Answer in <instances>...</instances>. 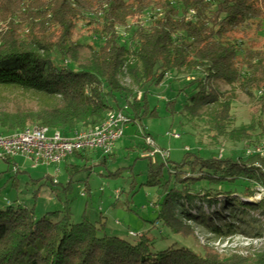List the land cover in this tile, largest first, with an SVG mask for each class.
<instances>
[{"label": "trees", "instance_id": "16d2710c", "mask_svg": "<svg viewBox=\"0 0 264 264\" xmlns=\"http://www.w3.org/2000/svg\"><path fill=\"white\" fill-rule=\"evenodd\" d=\"M255 21H264V0H0V97L4 91L13 97L0 102V135L47 127L71 136L101 123L111 110L134 122L149 109L145 90L177 72L199 74L184 89L194 88L184 116L194 122L203 108L215 106L208 116L214 139L248 149L264 139V44H243ZM81 22L100 46L76 38ZM216 82L231 89L221 91ZM238 91L253 101L250 124L241 128L232 114ZM19 96L34 103L13 100ZM113 156H103V163ZM74 157L88 159L86 153ZM158 165L150 157V180L158 179ZM172 168L176 182L160 218L175 234L193 236L191 223L229 237L241 224L251 227L231 211L227 223L216 222L222 203L234 199L254 221L253 214L264 217V198L255 200L257 188H264V156L186 153ZM103 226L87 217L73 223L68 205L42 218L21 204L0 208V264H264V252L225 255L209 246L204 253L176 246L154 252L144 240L106 235ZM253 229L250 235L264 237L262 228Z\"/></svg>", "mask_w": 264, "mask_h": 264}, {"label": "rangeland", "instance_id": "374dc122", "mask_svg": "<svg viewBox=\"0 0 264 264\" xmlns=\"http://www.w3.org/2000/svg\"><path fill=\"white\" fill-rule=\"evenodd\" d=\"M120 32L125 34L124 29ZM245 33L244 48L260 49L264 44V21L250 23ZM76 38L83 43L97 46L102 44L82 22L78 25ZM197 78L199 74L175 72L166 77L161 85L149 86L145 90L149 104L147 114L126 124L124 136L119 140L114 156L108 158L107 163H103L100 151L86 153L88 159L71 158L70 166L63 167L64 171L58 175L55 183L43 166L32 168L20 163L19 172H15L14 163L0 160V208L21 204L32 209L37 218H42L48 213L62 211L68 205L73 223L83 221L84 217L95 225L100 226L102 222L106 235L117 236L131 243L144 240L154 252L172 246L189 247L199 253H204V246H209L225 255L237 253L246 256L249 253L264 252V237L258 239L250 235L253 228L264 230V217L260 219L259 215L253 214L257 224L250 215H245L244 209L247 206L237 199L232 200L229 206L223 202L219 211L213 215L221 225L227 219V211H231V217L236 220L247 218V224L251 227L241 224L238 233L230 237L217 235L205 226L191 223L195 229L194 235L184 238L175 234L160 218L166 195L176 182V170L172 165L181 163L186 153L209 159L238 157L247 150L244 143L214 139L215 133L208 116L215 106L203 108L201 117L194 122L184 116L187 96L194 88L184 89L188 82ZM122 81L132 88L130 78L124 77ZM215 87L221 91L231 89L224 82H216ZM3 93L7 96L0 97V102L13 98L7 91ZM237 93L232 114L234 127L241 128L250 124L253 101L240 91ZM13 100L34 103L33 99L22 96ZM154 110L155 114L151 115L150 111ZM146 134L152 137L157 147L170 153V168L160 167L165 164L161 157H157V160L153 158L159 164L154 169L159 172L158 179L155 180H150L149 177L151 148L146 142ZM175 134L180 138H174ZM263 140L254 139L253 144ZM201 216L204 223L211 222L208 215Z\"/></svg>", "mask_w": 264, "mask_h": 264}, {"label": "built area", "instance_id": "2783aa9c", "mask_svg": "<svg viewBox=\"0 0 264 264\" xmlns=\"http://www.w3.org/2000/svg\"><path fill=\"white\" fill-rule=\"evenodd\" d=\"M130 122L124 111L111 110L99 124L83 130H77L71 136L60 131H51L47 127H28L9 135H0V160L23 159L32 168L41 166H59L77 153L100 151L109 156L120 139L124 136L126 124ZM151 148V157H161L166 163L170 159L167 150L157 147L150 136L144 135ZM174 138L180 136L175 134ZM248 155L264 156V140L247 149ZM13 171H19L18 164H13ZM59 171L54 174L57 183ZM264 198V188L258 187L255 200ZM131 236L137 235L130 233Z\"/></svg>", "mask_w": 264, "mask_h": 264}, {"label": "crops", "instance_id": "0c3cea01", "mask_svg": "<svg viewBox=\"0 0 264 264\" xmlns=\"http://www.w3.org/2000/svg\"><path fill=\"white\" fill-rule=\"evenodd\" d=\"M71 158H74V156L71 157ZM71 158H69L67 161H65L63 164H61L59 166H43V167H45L47 169V171L49 173L48 176L50 178H54V174L56 173V171H59V174H60V173H62L64 171V169H63L64 166H67V167L70 166L69 160ZM12 163H14V164H18L19 163L18 164L19 169H20V163H22L23 166H25V164H26V162L23 159H21V158H17L16 160H13ZM26 165H28V164H26ZM17 172H19V171H17Z\"/></svg>", "mask_w": 264, "mask_h": 264}]
</instances>
